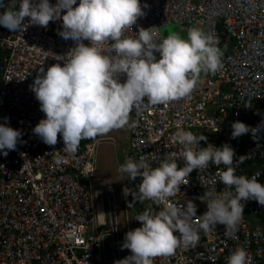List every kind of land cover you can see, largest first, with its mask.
I'll return each mask as SVG.
<instances>
[{"label": "built area", "instance_id": "2783aa9c", "mask_svg": "<svg viewBox=\"0 0 264 264\" xmlns=\"http://www.w3.org/2000/svg\"><path fill=\"white\" fill-rule=\"evenodd\" d=\"M145 16L138 18L132 31L170 23L184 29L198 27L217 38L221 49L222 68L215 74L201 73L200 80L188 98L166 104H141L133 110L127 158L141 157L154 169L167 157L184 166V148L173 140L178 131L203 134L208 144L221 147L225 143L235 150L234 162L250 157L237 168V175L249 178L259 172L264 184V130L253 139L252 133L232 139V124L240 121L253 128L263 119L256 111L264 106V0H140ZM19 10V0H9ZM55 5L57 0H50ZM79 0H77V5ZM66 14L62 12V15ZM26 17L23 32H11L0 26V124L8 118V126L20 130L16 150L7 156L0 151V264H105L119 260L118 225L115 218L113 187L107 183L110 224L100 229L98 205L92 192L96 171V142L82 140L75 153L63 150L62 136L54 146L45 144L33 129L45 118L35 93L30 90L40 68L60 63L56 57L66 56L75 47L72 40L58 35L62 20L50 22L47 28L31 25ZM86 45L89 41H84ZM158 59V57H157ZM126 81V75L120 82ZM146 101V98H145ZM251 123V124H250ZM204 131V132H203ZM235 166V165H234ZM226 170L210 164L193 170L180 191L163 203L140 200L138 185L126 175L122 193L127 214V229L141 227L136 216L145 209L162 210L165 203L184 205L191 200L197 216L205 213L206 190L224 191L220 173ZM129 194H124V189ZM234 192V188L231 189ZM136 193L137 199L131 193ZM244 203V214L262 219L264 206L255 200ZM103 214V213H102ZM225 226L217 225L207 234L200 232L195 247H180L168 257H156L153 264H227V258L242 246L251 256V264H264V224L243 219L237 225L236 238L225 235ZM179 235V233H174ZM113 238L110 249L114 259L106 258L105 236Z\"/></svg>", "mask_w": 264, "mask_h": 264}, {"label": "clouds", "instance_id": "9594fccd", "mask_svg": "<svg viewBox=\"0 0 264 264\" xmlns=\"http://www.w3.org/2000/svg\"><path fill=\"white\" fill-rule=\"evenodd\" d=\"M74 5L77 0H57L55 5L50 0H19L17 10L0 0V8L5 9L0 13V26L23 32L26 17L31 25L45 28L50 22L62 20L63 30L58 35L75 44L66 56L56 57L63 60V65L56 63L46 72L41 67L30 85L45 114L33 133L49 146L56 145L60 135L63 150L75 153L82 140H93L125 126L135 127V123L129 125L130 114L141 104L159 105L188 98L201 73L215 74L223 66L217 38L198 27L188 29L187 39L168 32L157 41L156 27H140L135 36H126L138 18L146 15L143 9L149 6H142L140 0H79V5ZM123 75L126 81L121 83ZM4 120L0 124V151L7 156L16 150L22 134L8 126L7 117ZM232 129V139L251 132L255 140L264 130V121L255 128L236 121ZM173 140L184 148L183 167L167 157L154 169L143 157L138 161L126 158L120 166L119 171L129 179L142 177L136 191L140 200L163 203L180 191L181 185L188 184L185 178L193 170L210 164L224 165L220 181L226 190H206L200 199L206 198L208 210L200 216L191 200L184 205L165 203L158 212L145 209L135 218L142 226L128 231L121 246L131 255L114 264H153L156 257L172 256L180 247H195L200 232L207 234L218 224L225 226L226 236L236 238L237 225L244 216L242 201L255 200L264 206L260 173L251 178L236 174L239 165L250 157L241 156L234 162L235 150L228 143L201 148L200 141H207V137L191 131H178ZM123 191L125 195L130 192L128 188ZM136 193H131L135 199ZM227 264H251V256L244 247L237 246Z\"/></svg>", "mask_w": 264, "mask_h": 264}, {"label": "rangeland", "instance_id": "374dc122", "mask_svg": "<svg viewBox=\"0 0 264 264\" xmlns=\"http://www.w3.org/2000/svg\"><path fill=\"white\" fill-rule=\"evenodd\" d=\"M6 4L11 7V4ZM5 11L4 8H0V13ZM167 26L175 28V30L185 33L184 26L170 23ZM185 30V31H184ZM133 112L130 114L129 125H131ZM204 132V131H203ZM130 138V126H125L121 129H114L107 134L100 135L93 140H86L89 142H96L95 147V165L96 171L93 177V199L94 203L98 205L100 210V220L105 221L104 225H100V229H108L110 224V209H109V196L106 192L107 183L112 184L114 188L113 200L115 209V218L118 225V243H119V260L131 255L130 250H121V246L124 242L126 233L130 230L127 229V214L125 208V200L122 193V183L126 177V173H121L119 168L125 163ZM103 213V214H102ZM245 218L249 219V222H256L257 224H264V220L251 213H245ZM113 238L110 235L105 236V249L106 258L108 260L114 259V253L110 249V244ZM105 264H114V262H108Z\"/></svg>", "mask_w": 264, "mask_h": 264}, {"label": "water", "instance_id": "95a60500", "mask_svg": "<svg viewBox=\"0 0 264 264\" xmlns=\"http://www.w3.org/2000/svg\"><path fill=\"white\" fill-rule=\"evenodd\" d=\"M168 32H176V33H179L182 38L187 39V35H185V33H182L180 31H177V30H175V28H173L171 26H166V27L160 29V37H159L158 41H160L164 37H166L168 35ZM156 56L158 57V59L160 58L159 53H156Z\"/></svg>", "mask_w": 264, "mask_h": 264}, {"label": "trees", "instance_id": "16d2710c", "mask_svg": "<svg viewBox=\"0 0 264 264\" xmlns=\"http://www.w3.org/2000/svg\"><path fill=\"white\" fill-rule=\"evenodd\" d=\"M9 0H5V2H8ZM256 113L259 115L257 118H251V119H262L264 118V106H262L261 109H259L258 111H256ZM251 124V123H250ZM262 219L264 220V215H261Z\"/></svg>", "mask_w": 264, "mask_h": 264}, {"label": "crops", "instance_id": "0c3cea01", "mask_svg": "<svg viewBox=\"0 0 264 264\" xmlns=\"http://www.w3.org/2000/svg\"><path fill=\"white\" fill-rule=\"evenodd\" d=\"M185 31V30H184ZM188 29L185 31V35H187Z\"/></svg>", "mask_w": 264, "mask_h": 264}, {"label": "bare ground", "instance_id": "6f19581e", "mask_svg": "<svg viewBox=\"0 0 264 264\" xmlns=\"http://www.w3.org/2000/svg\"><path fill=\"white\" fill-rule=\"evenodd\" d=\"M99 213H100V211H99ZM99 216H100V214H99Z\"/></svg>", "mask_w": 264, "mask_h": 264}]
</instances>
